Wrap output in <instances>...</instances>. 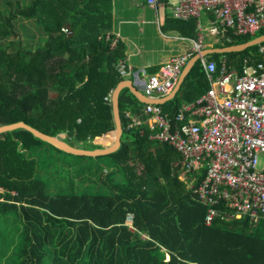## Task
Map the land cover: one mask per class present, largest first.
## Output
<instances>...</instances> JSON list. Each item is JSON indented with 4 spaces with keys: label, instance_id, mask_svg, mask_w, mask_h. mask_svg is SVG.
Returning <instances> with one entry per match:
<instances>
[{
    "label": "trees",
    "instance_id": "trees-1",
    "mask_svg": "<svg viewBox=\"0 0 264 264\" xmlns=\"http://www.w3.org/2000/svg\"><path fill=\"white\" fill-rule=\"evenodd\" d=\"M55 2L56 10L37 22L38 37L26 27L21 35L14 24L36 18L38 5L0 12V126L24 122L47 136L64 134L72 147L100 149L96 138L110 144L114 136L107 134L115 128L111 94L122 81L117 65L125 48H111L113 38L107 39L110 0L100 7L93 0ZM195 24L166 21L177 31L187 27L190 38ZM261 36L264 31L244 38L228 33L215 49ZM258 50L209 60L225 57L240 69L244 59L260 61ZM203 76L197 62L162 110L173 117L180 102L206 90ZM142 106L127 89L120 92V147L102 157L109 165L97 177L80 167L84 156L59 151L27 130L0 134V264H264L257 229L222 222L206 227V209L178 179V153L148 132L127 129L124 112L141 114ZM63 154L72 158V175L57 169L71 167L59 164ZM76 182L83 193L75 191Z\"/></svg>",
    "mask_w": 264,
    "mask_h": 264
},
{
    "label": "built area",
    "instance_id": "built-area-1",
    "mask_svg": "<svg viewBox=\"0 0 264 264\" xmlns=\"http://www.w3.org/2000/svg\"><path fill=\"white\" fill-rule=\"evenodd\" d=\"M145 2L154 9L162 2L170 4L176 21L198 20L201 14L210 17L209 34L214 38L228 33L237 38L254 37L264 31V0ZM202 45L199 37L187 54L149 76L142 83L143 93L151 98L172 93L182 70L202 51ZM257 55L259 62L248 58L241 70L229 66L225 58L220 66L201 59L209 87L196 99L181 103L173 117L160 104L144 103L141 114L125 111L127 129H138L141 135L148 132L149 139L178 153L180 182L190 184L194 173L206 168L205 178L193 190L205 206L213 208L216 197L221 196L231 210L230 218L246 219L250 227L264 220V44ZM117 70L124 73L121 63ZM215 216L211 209L206 223L210 225ZM126 223L131 225V217Z\"/></svg>",
    "mask_w": 264,
    "mask_h": 264
},
{
    "label": "crops",
    "instance_id": "crops-1",
    "mask_svg": "<svg viewBox=\"0 0 264 264\" xmlns=\"http://www.w3.org/2000/svg\"><path fill=\"white\" fill-rule=\"evenodd\" d=\"M104 1L105 0H93V4L94 6L99 5L100 7ZM60 2L61 7H63L64 4L69 3V0H60ZM35 4L38 5L36 18L32 19L31 21L17 20L14 24L17 26V30L21 35L25 34L21 31V29L23 27H26L32 31L31 36L35 34L38 37V34L34 32L37 26V22H40V19H43L45 16H47L48 12L56 10L57 7L55 0H0V12H2V14L6 16L9 14V12H12V14H14L15 12L16 14L19 9L28 8ZM110 8L111 32L107 36V39L109 40L110 37L113 38L111 42V48H114L116 43L122 44L125 48L124 60L118 63V65L121 63V70H123L124 73L119 74L122 77V81L131 83L142 93V83L149 76L157 73L162 66L170 63V61L175 57H180L187 54L189 50L194 46V44L198 41L199 37H202L203 39L202 51L199 54L193 55L190 60H192L196 56H200L205 51L215 49L217 45H223L226 41L225 38L227 35L215 37L216 39L214 43H204V38L200 34V29L201 31L207 30L209 34L212 20L210 17L204 14L203 20L201 19V17H199L198 20H194L196 21V24L195 34L193 38L186 36V34L188 33L187 27H180V31H177L174 26H167V20H176L173 17L170 4H167L165 2L160 3L156 7V9H154L149 7L146 4L145 0H110ZM177 22L186 24L189 21ZM28 23L30 25H27ZM203 25L205 28L202 27ZM209 36L211 38H214L210 34ZM113 42H116L114 46L112 45ZM209 57L210 56H207L201 59L207 60L206 62H214L209 60ZM222 58L225 57H221L218 62L214 63L220 66V61ZM253 58L254 57H252V59ZM201 59L197 62L200 63ZM227 61L229 66L235 68L233 65H231L228 59ZM241 69L242 66L237 70ZM201 87L203 90L208 89L209 87L208 82L206 81L204 76L202 78ZM205 91L206 90L199 93L198 95L193 96L192 100L199 97ZM192 100H183L179 104ZM125 113L126 112H124V117ZM108 133L113 132H107V134ZM98 138L95 139L94 144L100 147L102 146V148L100 149H103L104 147L109 145L98 142ZM111 143L112 140L110 144ZM206 174L207 170L206 168H203L199 173H194V175L191 177L190 184L187 185L186 183L182 182L189 193L190 199L199 204V206H203L206 209L204 218V224L206 227L210 228L215 223L222 222L226 224H235L236 228H243L245 226H248L249 229L254 230L257 229L260 224L264 223V220H259L256 227H250L246 220L245 225L241 226L240 224L244 219L242 221H238L236 219L232 220L230 218L232 216L231 210L228 207L226 200H224L221 196L216 197V203L213 208L205 206V204H203L202 201L198 199V196L196 194H193V190L199 187L202 179L205 178ZM211 209L215 211L216 216L214 218V221L210 225H208L206 223V219Z\"/></svg>",
    "mask_w": 264,
    "mask_h": 264
},
{
    "label": "water",
    "instance_id": "water-1",
    "mask_svg": "<svg viewBox=\"0 0 264 264\" xmlns=\"http://www.w3.org/2000/svg\"><path fill=\"white\" fill-rule=\"evenodd\" d=\"M264 44V36L257 37L250 42H247L242 45H236L232 47H226L222 49H213L203 52L200 56L194 57L192 60L189 61L186 67H184L181 75L174 87V91L170 95H166L161 98H151L143 94L137 88H135L131 83L126 81H121L117 84L115 89L111 94V104H112V115L115 124V128L113 132V139L112 143L108 146L104 147L103 149H95V150H85L76 147H72L66 142H64L61 138L55 136H47L37 129L25 124L24 122H18L11 125L0 126V134L14 132L15 130L24 129L31 132L35 137L39 138V140L53 146L59 151H62L67 154L75 155V156H87V157H103L109 154L116 152L120 147V138L122 135V127L119 117V108H118V96L123 89H127L131 95H133L138 101L141 103L147 104H162L167 100L173 99L175 93L180 88L183 80L187 77L191 69L193 68L194 64L199 61L201 58L211 56V55H227V54H239L246 51L249 48L260 46ZM246 223V219L241 222V226H244Z\"/></svg>",
    "mask_w": 264,
    "mask_h": 264
},
{
    "label": "rangeland",
    "instance_id": "rangeland-1",
    "mask_svg": "<svg viewBox=\"0 0 264 264\" xmlns=\"http://www.w3.org/2000/svg\"><path fill=\"white\" fill-rule=\"evenodd\" d=\"M200 17H201V19L203 20V14H201L200 15ZM27 25H30L29 23L27 24ZM203 28H205L204 27V25L202 26ZM31 31V30H30ZM32 32V31H31ZM68 36H70V33L69 32H67L66 33ZM200 34L203 36V38H204V43H207V42H211V43H214L215 42V39L216 38H211L210 36H209V34H208V31L207 30H202L201 31V29H200ZM30 35H31V33H30ZM33 35H35V34H33ZM77 146H82V145H80V144H77ZM16 153H14V156L13 157H10V158H18V157H20L21 155H20V152H18L16 155H15ZM50 155H52V154H48L47 156H50ZM60 155V154H59ZM58 155V156H59ZM57 156V157H58ZM45 157V156H44ZM60 158L64 161L63 163H59V164H71V167H68V168H65V167H62V168H59V167H57V169L58 170H63V171H65V172H68L69 174H74V168H72V158H71V156H68L67 154H63V155H61L60 156ZM84 160H80V167H82V168H87V167H89V168H87L89 171H90V174L91 175H94V176H99L100 175V173H101V171H102V169H103V167L104 166H106V167H108V165H109V162H108V160H107V158H99L100 160H96V159H94V158H91V157H85L84 156ZM22 159H23V156H22ZM11 164L8 162L7 163V167L8 166H10ZM18 165V164H17ZM17 165H11V167H15V166H17ZM58 165V164H57ZM89 184V182H87L85 185H88ZM82 184L81 185H79V183L78 182H76V184H75V191L76 192H78L79 194H81V193H83V190H82ZM129 225V224H128ZM256 231H258L259 233H260V235L262 236V237H264V223L263 224H260L259 226H258V228H257V230ZM166 260H167V258H166Z\"/></svg>",
    "mask_w": 264,
    "mask_h": 264
},
{
    "label": "clouds",
    "instance_id": "clouds-1",
    "mask_svg": "<svg viewBox=\"0 0 264 264\" xmlns=\"http://www.w3.org/2000/svg\"><path fill=\"white\" fill-rule=\"evenodd\" d=\"M144 104V103H143Z\"/></svg>",
    "mask_w": 264,
    "mask_h": 264
}]
</instances>
